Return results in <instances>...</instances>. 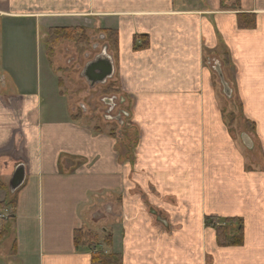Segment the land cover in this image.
<instances>
[{
	"label": "crops",
	"instance_id": "0c3cea01",
	"mask_svg": "<svg viewBox=\"0 0 264 264\" xmlns=\"http://www.w3.org/2000/svg\"><path fill=\"white\" fill-rule=\"evenodd\" d=\"M69 28L106 33L124 136L73 114L50 54L51 32ZM211 59L254 150L227 122ZM0 181V203L16 201L0 264H93L75 243L84 228L112 235L96 239L113 264H264V0H0ZM207 216L243 219L244 244L219 246Z\"/></svg>",
	"mask_w": 264,
	"mask_h": 264
},
{
	"label": "rangeland",
	"instance_id": "374dc122",
	"mask_svg": "<svg viewBox=\"0 0 264 264\" xmlns=\"http://www.w3.org/2000/svg\"><path fill=\"white\" fill-rule=\"evenodd\" d=\"M51 43L52 47L55 48L51 47L52 52L50 54L52 56V60L55 63V66L63 75L65 88L67 89V87L69 86L72 93L76 95L73 105H77L79 101L82 100L88 106L94 103L95 105H98L99 108H102L103 105L100 97H102L103 95H109L108 97L111 98L112 96V93H107L105 86H107L108 84H100V86H97L94 90H90L89 88H91L93 84L89 83L88 79L84 76V69L89 62L96 60L97 57L102 55L103 48L106 45H108L109 48L107 37L101 36L100 30H98L97 32H95L94 30H82L80 32H69L67 34L58 33L55 35L53 41L51 40ZM217 63L221 65L219 60L211 59V66L214 65L213 69L215 71V79L217 81V84L220 86V89H222L221 95L224 97L222 98V107L223 111L225 109V117L227 119V122H230V125L234 126L237 131L248 133V131H246L245 127L243 126L244 124L242 122V116L244 114L239 100L235 97L234 86H232L231 83L227 81L233 89L232 98H228L223 91L221 80L215 70ZM226 80L228 79L226 78ZM113 89V94L117 95L118 97L123 95L118 88L113 87ZM234 99L236 101L235 103ZM127 101L128 100H126V104H128ZM92 106L90 107L92 108ZM104 106L107 105L104 104ZM86 121L92 123L91 120L86 119ZM110 121L116 122L115 119H112ZM110 121L108 122V124L110 123ZM96 122L103 126H105V124L107 123L106 120L103 121V119L101 118H99ZM128 131H130L129 128H127V132ZM7 191L8 193L10 192L9 189H7ZM10 207L12 206H9V208ZM4 208V205L0 206V258L7 257L8 255L12 256L15 250L12 232L13 227L11 226V223L6 222L7 218L10 219L12 217H9L10 213L6 212ZM84 230H86L84 232L85 236L88 235V237L91 238L90 240L100 237V241H106V235H108L106 233L108 232L103 233V231L98 230L100 235H102L100 236L97 234V230H92L91 228H86ZM90 243L94 244L96 243V240H93Z\"/></svg>",
	"mask_w": 264,
	"mask_h": 264
},
{
	"label": "trees",
	"instance_id": "16d2710c",
	"mask_svg": "<svg viewBox=\"0 0 264 264\" xmlns=\"http://www.w3.org/2000/svg\"><path fill=\"white\" fill-rule=\"evenodd\" d=\"M224 1V0H223ZM237 7H240V0H236ZM239 25L242 28H253L256 26L255 17L252 15L249 16H239ZM82 29L69 28V29H55L51 32V40L53 41L54 37L58 33L67 34L69 32H80ZM65 38V37H64ZM2 183L0 181V187ZM15 200L10 202L0 203V206L4 205V209L9 208V206H15ZM205 223L209 227H213L217 231V241L219 246L228 247V246H242L244 244V223L243 219L240 218H224L220 216H207ZM86 229V228H84ZM80 229L75 232V243L77 248L80 246H86L91 248L93 264H113L121 263L120 255L111 253L110 255H105L102 251L98 249L99 240L92 239L85 236L84 232L86 230ZM96 240L97 242L91 244L90 242ZM105 241V240H104ZM112 241V235L109 234L106 236V243Z\"/></svg>",
	"mask_w": 264,
	"mask_h": 264
},
{
	"label": "water",
	"instance_id": "95a60500",
	"mask_svg": "<svg viewBox=\"0 0 264 264\" xmlns=\"http://www.w3.org/2000/svg\"><path fill=\"white\" fill-rule=\"evenodd\" d=\"M108 45L103 48L102 55L97 57L96 60L91 61L89 65L84 69V76L88 79L89 83L93 86L97 84H106L110 79L114 77L115 66L113 57L108 53ZM216 72L219 75L221 84L223 86V91L228 98H232L233 89L227 82L222 67L219 63L215 67ZM113 98H107V104H110ZM112 119L118 120L116 117ZM244 146L249 150L255 149V143L252 137L247 133L243 132L241 135ZM26 180V170L25 165H17L9 183V191L14 195L25 183ZM153 214L158 216V221L162 222L164 225H169L165 219H162L158 212L152 210Z\"/></svg>",
	"mask_w": 264,
	"mask_h": 264
},
{
	"label": "flooded vegetation",
	"instance_id": "af4514ba",
	"mask_svg": "<svg viewBox=\"0 0 264 264\" xmlns=\"http://www.w3.org/2000/svg\"><path fill=\"white\" fill-rule=\"evenodd\" d=\"M104 34L106 33L101 31V36L105 37ZM97 86H100V84L94 85L89 89L94 90ZM108 96L109 95H103L100 97L103 105L102 108H99V106L95 105L94 103L88 106L81 100L77 105L73 106V114L77 117L85 118V121L86 119L94 121L95 125L99 128H103V125L96 122L99 118L103 119V121L106 120V122H109L113 117H116L118 120H116L114 123H116L117 135L124 136L125 132L127 133V128L131 127L129 123L131 108L126 107V97L124 95L118 97L117 95L113 94L111 96L113 100L110 104H107ZM104 104L107 106H104ZM90 106H92V108Z\"/></svg>",
	"mask_w": 264,
	"mask_h": 264
}]
</instances>
